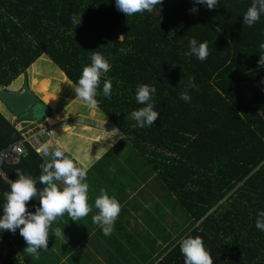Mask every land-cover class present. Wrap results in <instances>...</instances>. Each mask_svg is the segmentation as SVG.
I'll return each mask as SVG.
<instances>
[{
  "label": "trees",
  "instance_id": "obj_1",
  "mask_svg": "<svg viewBox=\"0 0 264 264\" xmlns=\"http://www.w3.org/2000/svg\"><path fill=\"white\" fill-rule=\"evenodd\" d=\"M251 2L218 0L211 10L196 5L192 14L193 0H161L151 12L125 16L113 0H0L3 88L43 53L74 83L92 51L111 65L100 77L96 106L123 135L121 146L125 138L152 171L147 211L155 227L134 242L114 221L116 232H101L108 264H183L177 241L186 233L202 238L213 264H264V232L254 227L256 209L264 208V65L257 64L264 15L244 25ZM190 36L207 43L203 61L184 55ZM190 76L194 86L186 87ZM104 79L111 82L108 98L100 92ZM139 83L155 88L159 113L144 128L128 118L142 106L134 97ZM182 90L188 101L179 99ZM19 140L0 112V150ZM23 143L17 162L0 163V203L17 168L34 179L41 174L43 154ZM35 186L43 187L38 180ZM26 206L34 211L38 200ZM18 233H0V264H23L13 243Z\"/></svg>",
  "mask_w": 264,
  "mask_h": 264
},
{
  "label": "clouds",
  "instance_id": "obj_2",
  "mask_svg": "<svg viewBox=\"0 0 264 264\" xmlns=\"http://www.w3.org/2000/svg\"><path fill=\"white\" fill-rule=\"evenodd\" d=\"M114 7L125 16L135 13L151 12L153 7L161 4V0H113ZM196 5H202L211 10L218 5V0H193L188 9L196 14ZM264 15V0H252L250 6L242 15V23L252 26ZM72 23H80L79 17L73 16ZM187 51L185 56H194L203 61L208 56L207 43L198 41L190 36L187 40ZM257 64L264 65V39L259 44ZM89 63L83 65L78 79L72 90L75 97L93 108L97 105V87L103 73L109 71L111 65L107 58L99 52L92 51L89 55ZM192 77L188 78L186 87H193ZM264 82V77L261 78ZM155 88L145 83L135 86L134 97L138 105H142L129 112L128 118L135 122L134 126L144 128L153 125L159 113L154 109L153 97ZM100 92L105 98L110 97L111 82L104 79ZM179 99L188 101V92L182 90L178 94ZM38 152L48 155L50 158L41 166V174L33 178L30 174L17 168L16 178L10 181L8 190L2 193L3 203H0V233L4 230L17 231L25 242L24 251L32 254L48 246L49 226L51 222L65 212L72 221L86 216L91 211L88 204V184L85 182L87 166H77L72 158L65 155L66 149L56 147L49 153V144L41 143ZM0 156V163L3 162ZM37 180L43 185L41 189L36 188ZM59 182V183H58ZM30 198L38 200V206L34 211H28L26 202ZM97 210L92 216L93 224L100 227L104 235L112 231L114 221L120 212V203L114 196L108 195L104 188L99 189L98 195L93 200ZM254 227L264 232V208H257ZM56 235H63L62 228L56 230ZM177 245L183 256V264H213L209 252L203 245L199 235L185 234L181 236Z\"/></svg>",
  "mask_w": 264,
  "mask_h": 264
},
{
  "label": "rangeland",
  "instance_id": "obj_3",
  "mask_svg": "<svg viewBox=\"0 0 264 264\" xmlns=\"http://www.w3.org/2000/svg\"><path fill=\"white\" fill-rule=\"evenodd\" d=\"M24 76L27 79V85L29 89L35 86L36 84H39L40 82L42 83L40 87L42 91L49 90L52 93L58 94L59 97L57 98L56 105H53V106L48 102L43 104V101L37 100L33 104V106H31L27 111H25L21 115L17 116L18 114H14L15 117L17 119H22V120H27V121H31L32 119H34L36 120V122H40V118L42 117L41 118L42 119L41 122H42L44 120L43 118L47 117V116H44L48 114L47 111L50 112L49 110L50 107H53L54 110H56V112L61 110L62 111L61 114L68 116L66 117L67 118L66 120L71 121L73 123H71L70 125H66L65 122H61V124H58V123L52 124V127L50 128V131L52 132V134L48 138V140L54 137L57 140H59L63 144L62 148L66 149L65 155L72 158L74 161V164H76L77 166H86V164L88 165L87 159L90 158L91 154L89 152L92 149L88 152V154L87 152L86 154L83 152L87 151L88 147H90V143H89L90 140L86 141L85 138L81 139L75 135L76 133L81 134V135L85 133V135H87L86 126L88 125L76 123L77 120L74 118H88V117L91 118L92 117V118L97 119L98 121H104V123L106 124L108 119L103 115V112L99 110L96 106L93 108L88 107L85 104V102L80 100L78 97H75V93L72 90V88L75 86V83L71 81L70 79H68L65 76V74L62 72V70L45 53L41 54L32 64H30L25 69V71L22 74H20V76H17L15 79H13L7 85V87L10 89L12 87L18 86L19 84L21 86L24 80ZM39 95H41V93L37 92L38 97ZM44 111H46V114H43ZM0 112L4 116L8 117L6 113L8 112V109L5 103L1 100H0ZM51 112L49 113V115L51 114ZM30 114L32 116H30ZM75 115H78V117H75ZM28 117H30V119H26ZM100 124H103V123H100ZM64 126L68 127V129L70 130L69 134L59 132L58 128H62ZM110 126L111 128L115 130V127L112 125V123L110 124ZM102 127L106 128L105 125H102ZM80 140H81V143H79ZM82 140H85L87 142V146L83 147L84 142ZM92 143H93L92 148H94L96 145H99V142L97 143L95 140ZM124 143L126 144V147L125 148L123 147V148L125 150L127 149L131 150L130 142H128L125 138H124ZM50 144H53V142H50ZM55 145L56 144H53L52 148H56ZM72 145L74 146V148L80 147L79 149H82L83 147V150H81L80 154L79 153L76 154V151L72 147ZM112 145H114L113 147L114 150H117V148H119V145L116 144L115 140ZM69 147H72V148H69ZM73 154H75L76 156H74ZM122 155H123V152L121 156ZM107 160L108 159H105L104 162L101 163L102 169L103 168L110 169ZM140 161H141V164L139 166H140L141 181L148 182L149 180V183H151L153 181L152 177H150L152 176V171L146 166V164L144 163L141 157H140ZM88 168L89 167L87 166V169ZM135 169H137V166ZM105 176H107L108 178L109 177L111 178L110 171L107 172ZM101 180L108 181V179H101ZM85 182H86V179H85ZM90 183L88 182V185ZM97 186L99 187V189L104 188L106 192L112 190L114 192V195H117L115 198L117 200L120 199V196H118L119 189L117 187L105 186V185H101L100 183H97ZM89 188L94 192L98 190L95 188V186L94 187L89 186ZM149 190L150 189L146 187V189L142 193H140V197H143L144 199L146 198L151 199L150 196L148 195ZM156 191H157V188H156ZM135 194H136L135 192H132L131 196H134ZM156 198H159V197L156 196ZM152 205L153 204H150L148 205V207H145L142 205V208H140V210L136 214L135 222L133 223V218L132 216H130V220H128L126 223V228H127L126 232L127 234H133L132 237L134 238L133 239L134 242L141 241V238H142L141 234H143L145 231V229L142 228L144 217L141 216V214L145 212L146 210H149L150 208L152 210V207H153ZM64 216L67 217V220L60 219L57 222L52 221L49 226V231H54V230H57L58 228H62L63 230L64 227L68 228L67 230H70L74 227H78L79 224H83V223H78L80 221L79 219L76 220L75 222L72 221L70 218H68V215L66 212L62 214L61 216H59V218H63ZM144 216H146V214H144ZM117 219H119L118 215L115 220ZM150 223H152V221ZM67 224L69 225L66 226ZM147 232L149 233V231ZM62 233L63 235H56V233H52L51 236L48 237V239L52 241V244L49 247V249L53 252L51 254H44L43 249L38 250L36 253L29 254V253H26L24 251V248H22L20 245L16 246L15 249L16 251L18 250L21 254H26L29 257H31V264H49V262H51L54 259L57 260V262H59L60 264H80L79 260H82V264H86L85 263L86 258L83 257L82 254H81V257H79V254L76 252V250H82V252H88L89 250H91L93 245L95 246L96 243L100 244L101 242L104 246H107L106 242L103 241V237L100 236L101 234L100 232H93L94 235L89 236V237H82V238L75 237V238H69V239L65 238V241L62 240V238L65 237V231H62ZM75 241H80V243L77 244ZM163 244L164 243H162L161 245ZM72 253H74L73 256H71ZM78 261L79 263H77Z\"/></svg>",
  "mask_w": 264,
  "mask_h": 264
},
{
  "label": "crops",
  "instance_id": "obj_4",
  "mask_svg": "<svg viewBox=\"0 0 264 264\" xmlns=\"http://www.w3.org/2000/svg\"><path fill=\"white\" fill-rule=\"evenodd\" d=\"M63 72V71H62ZM20 76V75H19ZM66 76V75H65ZM44 80V79H42ZM20 84L18 86L12 87L10 89L13 88H19ZM41 87V83L39 82V84H36L35 86L31 87L30 90L33 91L36 96H37V92H40L41 95H39V97L37 96V100L39 101H43V103H50L52 106L56 105L57 102V98L59 97L58 94L52 93L49 90H45L42 91V89H40ZM8 88V87H6ZM36 100V101H37ZM50 105V106H51ZM97 107V106H96ZM98 108V107H97ZM8 109V108H7ZM50 109H52L50 112L51 114L49 116H47L46 118L43 119H47V118H52V124H61V122H65L66 125H70L71 121H67L66 117L62 113V111H58L56 112V110H54L53 107H50ZM99 109V108H98ZM7 113V118L10 121H19L22 119H17L15 117L14 114H11V111L8 109ZM104 115V114H103ZM6 117V116H5ZM75 117H78V115H75ZM77 120L76 123H80L83 125H88L86 126V130H87V135H85V133H83V135L81 134H75L77 137L79 138H85L86 141L90 140V147H88L87 151H84L83 153L88 154V152L91 154L90 158L87 159L88 165L86 164V166H88L89 168L87 169L86 172V183L88 184V182L90 183L88 185V204L91 206V211L84 217H80L78 218L80 221L78 223H83V224H79L78 227H74L70 230H67L68 228L64 227L62 231H65V237L62 238L63 241H65V238H75V237H89V236H93V232H100V227L97 224H93L92 220H91V216L97 211L95 209L93 205V200L95 198L96 195H98L99 193V187L97 186V183H100L101 185H105V186H114L117 187L119 189L118 191V196H120V199L118 200V202L120 203V212L118 214L119 219L115 220V223L118 224H123L126 225L125 223H127L128 220H130V216H132L133 218V223L135 222V218H136V214L137 212L140 210V208H142L141 206H145L148 207V205L152 204V198H151V190L148 191V195L150 196L151 199H144L143 197H140V193L142 191H144L146 189V183L147 181L142 182L141 181V175H140V158L135 156V153L133 151L130 152V149L125 150L123 148V146H121V141H122V134L121 132L114 126V124H112L115 127V130L113 128H111L110 124L112 122L107 121L106 124L104 123V121H98L95 118H74ZM34 120V119H32ZM103 123V124H100ZM102 125H105L106 128H103ZM52 127V125H51ZM60 133H65V134H69L70 130L68 129V127L64 126L62 128H58ZM94 132V133H93ZM93 133V134H92ZM91 135V136H89ZM96 141L97 143L99 142V145H96L94 148H92L93 146V141ZM114 140L116 142L117 145H119V148H117V150H114L113 147L114 145H112L114 143ZM84 142L83 147L87 146V142L85 140H82ZM107 141V142H106ZM49 144V151H52V146L53 144H56V147H62V143L57 140L55 137L54 138H50L49 140L46 141ZM50 142H53V144H50ZM79 143H81V140L79 141ZM72 147L74 148V146L72 145ZM69 147V148H72ZM79 149L80 147H76L74 148L76 151V154H80L81 150ZM123 152V155L121 156ZM43 154V153H42ZM128 154V155H127ZM129 154L132 155L131 157H129ZM45 154H43L44 156ZM74 156H76L75 154H73ZM125 156V158H124ZM133 157L137 158V163L135 164V159ZM105 159H108V165L110 169H106V168H101L102 165L101 163L104 162ZM117 164H121L122 166V174H118L117 170H116V166ZM137 166V169H135ZM127 169V170H126ZM110 171V176L111 178H108L107 176H105V174L107 172ZM116 173L118 174L117 176L113 177L112 176ZM108 179V181H103L101 179ZM93 182V183H92ZM89 186L94 187L96 189H98L97 191H92ZM157 187V185H156ZM148 188V187H147ZM90 189V190H89ZM135 192L136 194L134 196H131V193ZM108 195L110 196H114L116 197L117 195H114V192L112 190L107 191ZM154 196H157V194H154ZM121 213V214H120ZM144 214H146V216H144ZM141 216L144 217V222H143V229H145V235L147 231H149V233H151V231L153 230L152 228L155 227L154 223H150L151 219L148 215V211L146 210V213L143 212L141 214ZM67 220V217L64 216L63 218H59L56 217L53 222H57L59 220ZM77 219V220H78ZM126 220V222H125ZM70 223V222H69ZM69 224H67L66 226H68ZM127 231V228H126ZM112 232H116V229L114 228V230ZM52 233H56V230L54 231H49V236H51ZM117 234V233H116ZM115 233H113V236L115 235L116 237H118V235H116ZM103 234L101 233L100 236H102ZM48 236V237H49ZM63 237V236H62ZM51 239V238H50ZM104 241V240H103ZM77 244L80 243V241H75ZM14 246H18L20 245L22 248H24L25 246V242L23 240V238L19 235V233L15 236L14 240H13ZM52 244V241L48 239V246L46 248L43 249V253L44 254H51L53 253L49 247ZM107 245V243H106ZM111 245V243H110ZM108 246H104L102 244V242L100 244L96 243L95 246L93 245L91 250H89L88 252H82V250H76V252L79 254V257H81V254L83 257L86 258L85 263L86 264H108V258L106 256V250L108 249ZM21 262L23 264H31V257H29L26 254H21L18 250H17ZM74 253L71 254V256H73ZM116 253H114L115 255ZM24 255V257H23ZM63 257V256H62ZM80 259V258H79ZM76 260V259H75ZM80 264H82V260H79ZM79 261L77 263H79ZM57 260H52L51 262H49V264H56ZM57 264H60L59 262H57Z\"/></svg>",
  "mask_w": 264,
  "mask_h": 264
},
{
  "label": "built area",
  "instance_id": "obj_5",
  "mask_svg": "<svg viewBox=\"0 0 264 264\" xmlns=\"http://www.w3.org/2000/svg\"><path fill=\"white\" fill-rule=\"evenodd\" d=\"M40 122L35 120L14 121V126L19 131L22 140L13 142L1 149L0 156L8 163L17 162L19 157L26 152L24 141L37 150L39 145L45 143L52 134L51 125L46 124L44 120Z\"/></svg>",
  "mask_w": 264,
  "mask_h": 264
},
{
  "label": "water",
  "instance_id": "obj_6",
  "mask_svg": "<svg viewBox=\"0 0 264 264\" xmlns=\"http://www.w3.org/2000/svg\"><path fill=\"white\" fill-rule=\"evenodd\" d=\"M0 100H2L14 114H20L28 110L37 100V96L27 85V79L24 76L22 85L19 88H3L0 85ZM51 151H49L50 153ZM44 163L49 160L48 155H44ZM43 163V164H44ZM42 164V165H43Z\"/></svg>",
  "mask_w": 264,
  "mask_h": 264
},
{
  "label": "bare ground",
  "instance_id": "obj_7",
  "mask_svg": "<svg viewBox=\"0 0 264 264\" xmlns=\"http://www.w3.org/2000/svg\"><path fill=\"white\" fill-rule=\"evenodd\" d=\"M46 124H48V125H52V124H49V123H47L46 121H44Z\"/></svg>",
  "mask_w": 264,
  "mask_h": 264
}]
</instances>
